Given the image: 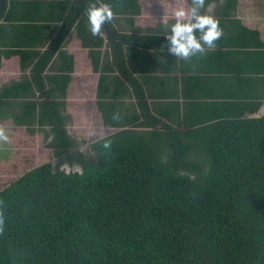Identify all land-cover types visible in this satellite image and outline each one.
Masks as SVG:
<instances>
[{
  "label": "trees",
  "instance_id": "trees-1",
  "mask_svg": "<svg viewBox=\"0 0 264 264\" xmlns=\"http://www.w3.org/2000/svg\"><path fill=\"white\" fill-rule=\"evenodd\" d=\"M44 1L5 0L0 70L5 59L18 56L21 76L0 87V121L25 127L26 152L42 135L59 162L29 153L35 166L0 188V264H264V64L255 71L260 86L237 78L240 93L223 95L242 100L207 106L210 117L189 119L178 109L157 115L125 48L159 50L165 72L172 73L170 53L160 51L168 50L159 32L167 24L137 25L140 0H92L109 4L112 17L125 16L133 26V33H119L113 19L107 21L116 40L108 36L112 48L104 52L105 39L89 30L84 1L52 0L61 9L54 16L60 28L44 14ZM200 11L231 33L213 47L251 53L238 67L230 64L229 73L246 74L264 62V0H204ZM73 28L100 73L97 107L104 126L116 129L91 140L90 156L73 149L80 142L70 132L68 89L76 61L65 45ZM227 53L217 49L213 57ZM184 83L185 90L200 87L197 77ZM247 85L256 89L246 92ZM134 97L137 104L127 102ZM17 136L20 129L0 163L18 157ZM66 160L81 171L62 169Z\"/></svg>",
  "mask_w": 264,
  "mask_h": 264
},
{
  "label": "crops",
  "instance_id": "crops-1",
  "mask_svg": "<svg viewBox=\"0 0 264 264\" xmlns=\"http://www.w3.org/2000/svg\"><path fill=\"white\" fill-rule=\"evenodd\" d=\"M78 1L80 2L83 0ZM140 1L143 4V13L136 17L137 25H141L143 27H155L160 23H164L165 20L168 21L171 18H175L173 12L177 8L173 9V4L177 3L178 0ZM11 2L12 0H9V3ZM185 2L186 5L184 7H187L188 0ZM43 3L44 5L42 9L44 14L50 17V21L53 25H57L60 28L63 25V22L59 21L54 16L61 14V9L56 7V2H53L52 0H45ZM78 4L74 19L77 17ZM213 4H211L210 10L212 9ZM148 8L151 10L149 11ZM20 9L21 14L23 15L28 14L30 8L28 4H26L22 7L20 6ZM112 19L115 28L119 33H133V26L125 19V16H116L112 17ZM102 28L103 30L99 32V37L105 39V44L102 49L104 52H107V50H111L112 48V44L108 40V36L116 40V34L110 30V32H112L114 35L111 36L105 30L103 25ZM57 31L58 30L55 31L54 28H52L50 33L55 32L57 34ZM159 32L166 34L167 31ZM224 34L231 33L228 31H221L220 37L224 36ZM69 37L70 38L67 41L65 48L75 55L76 62L73 80L68 89V103L79 100L85 102L84 106L86 107H91L92 109V106H94L96 114L86 111L84 118L85 122L84 120L82 122L83 124L87 125H91L94 121L100 122L99 127L94 126L95 130L92 129L90 131H94L96 133H105L106 131V133L111 131L114 132L116 129L106 128L104 126L102 114L97 107L100 73L94 72L91 58L88 53V48L83 46L81 38L77 34L76 28L72 29ZM125 49L127 52L126 59L128 61V66L135 72V76L140 79L141 82H143L144 88L149 98L150 106L153 109V112H155L157 115L161 114L162 112H175L178 109L182 117L187 116L189 119H192L194 116H198L197 119H204L213 115L209 110L206 109L207 106L213 109L219 103L224 102L225 100H242V98L237 95L235 97H224L223 95L227 92L240 93V88L243 89V85L238 84L237 78L247 76L248 79L255 81L258 86L261 85L259 83H261L262 75L260 76L256 74L255 71L259 72L261 70V66L264 64L263 61L259 60V63L249 68L248 70L250 72L246 74L240 75L236 73H229L227 71L230 67V64L236 68L239 66V63L246 61V59L251 56V53L248 54L245 52L246 50H242L240 48H234L230 46H225V48H220L218 46L210 48L204 47L202 52H197L186 59L168 54L166 59L167 67L172 66V63L174 64V71L172 73L165 72L163 64L157 57L159 50L157 51L155 49L145 47L135 49L132 45L126 46ZM217 49H221L223 51L227 50L228 53L220 59L214 58L213 51ZM160 51L169 53L166 49H160ZM103 60V63L107 62V58L105 59L104 57ZM57 64H61L60 56H58L56 66ZM7 69L12 70L9 72ZM56 70H58V67ZM20 76L21 71L19 57L14 56L12 59H5L4 67L0 70V87L10 79L18 80ZM190 77H197L200 87L190 89L188 86L187 90H185L184 79ZM255 89L256 88H251L248 85L246 86V92H252ZM213 93H216L215 96H213ZM127 102L137 104V99L134 97L133 99H129ZM127 112L128 111H126V113ZM94 115L95 118L92 120ZM163 120L165 121L166 119ZM5 121H8L10 129L12 128L11 139L14 140L16 137V132L13 131V128L21 129V127L24 126L15 125L11 118ZM175 121L178 122L179 119L176 118ZM0 123L4 122L0 121ZM77 137L79 138V136Z\"/></svg>",
  "mask_w": 264,
  "mask_h": 264
},
{
  "label": "rangeland",
  "instance_id": "rangeland-1",
  "mask_svg": "<svg viewBox=\"0 0 264 264\" xmlns=\"http://www.w3.org/2000/svg\"><path fill=\"white\" fill-rule=\"evenodd\" d=\"M185 1L186 0H178L177 3L173 4V9L179 8L181 6L184 7L186 5ZM214 7H215V4H213L212 9L210 11H212ZM148 10L150 11L151 9L148 8ZM11 70H8V71L10 72ZM69 104H70L69 112L73 114L74 116V123L70 125V130L72 132V136L76 137V139L78 138L77 136H79L77 140H79L80 142V144L73 149H78L79 151L86 153L87 156H90L92 155L93 152L89 147V143L91 142V140H93L94 137L102 136L104 134V132L96 133L94 131H90L92 129L95 130L94 126L99 127L100 122L94 121L91 125L82 123L83 120L85 122V119H84L85 114H86L85 112L90 111L91 113L93 112V114H96L95 108L94 106H92V109L91 107H86L84 106L85 102H82L79 100L72 101L71 103L69 102ZM94 118H95V115L94 117H92V120ZM8 124H9L8 121H4V123H0V157L1 158H4V156H7L8 158V155L12 149V146H11L12 137L10 133V131H12V128L10 129ZM13 131L16 132L15 135H18L19 129L17 130L13 128ZM20 136H21V139L19 138V136H17L15 140V146H18L16 147V149L19 148L18 157L13 158V159L12 158L7 159V164L3 162L0 163V188L12 182L19 175H22L28 169L35 166L34 165L35 163L32 161V159H30V156H33L34 153H36V158L38 159V161L41 160V162H48V161L53 160L55 164L58 166L59 158L57 157L56 148L48 147L45 144V141L43 140L42 135H40L41 138L37 140V146L35 148L33 147L29 151L27 150V152L25 151V149H27L26 144H25L27 140V135H26V130L24 127H21L20 129ZM82 138L87 139V143H83L81 141ZM23 151L26 152V158L22 156ZM29 153H30V156H29ZM62 169H66L68 172H70L71 170L81 171L80 166L75 165L71 167L70 162H67V160L64 163V166L62 167Z\"/></svg>",
  "mask_w": 264,
  "mask_h": 264
},
{
  "label": "clouds",
  "instance_id": "clouds-1",
  "mask_svg": "<svg viewBox=\"0 0 264 264\" xmlns=\"http://www.w3.org/2000/svg\"><path fill=\"white\" fill-rule=\"evenodd\" d=\"M204 0H190L187 7L174 10V22L167 24L165 39L168 52L175 57L186 59L204 47H213L214 41L221 35L218 21L210 14L202 13ZM89 30L93 35L101 31L102 25L110 21L113 12L109 4L101 3L98 6L89 0L86 9Z\"/></svg>",
  "mask_w": 264,
  "mask_h": 264
},
{
  "label": "water",
  "instance_id": "water-1",
  "mask_svg": "<svg viewBox=\"0 0 264 264\" xmlns=\"http://www.w3.org/2000/svg\"><path fill=\"white\" fill-rule=\"evenodd\" d=\"M83 1H84V2L86 3V5L88 6L89 3L86 2V0H83ZM78 2H79V1H78ZM4 3H5V0H0V14H1L2 10H3ZM103 26H104L105 30H106L111 36H114L113 33L110 32V29L108 28V26L106 25V23H105Z\"/></svg>",
  "mask_w": 264,
  "mask_h": 264
}]
</instances>
